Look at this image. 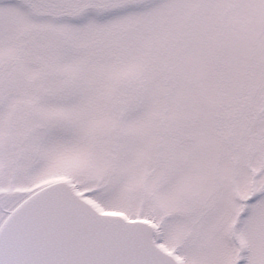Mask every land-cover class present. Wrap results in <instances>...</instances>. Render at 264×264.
Segmentation results:
<instances>
[{"label":"snow or ice","instance_id":"1","mask_svg":"<svg viewBox=\"0 0 264 264\" xmlns=\"http://www.w3.org/2000/svg\"><path fill=\"white\" fill-rule=\"evenodd\" d=\"M0 264H264V0H0Z\"/></svg>","mask_w":264,"mask_h":264}]
</instances>
